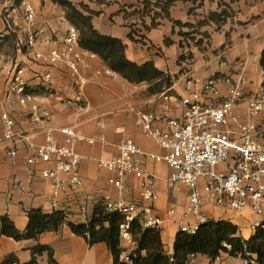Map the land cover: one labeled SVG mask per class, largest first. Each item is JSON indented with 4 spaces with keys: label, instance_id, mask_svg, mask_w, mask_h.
<instances>
[{
    "label": "crops",
    "instance_id": "0c3cea01",
    "mask_svg": "<svg viewBox=\"0 0 264 264\" xmlns=\"http://www.w3.org/2000/svg\"><path fill=\"white\" fill-rule=\"evenodd\" d=\"M30 2L37 10L38 28L44 37L62 39L69 25L65 11L53 0H0V32L6 29L1 19L4 7L9 2ZM84 15L91 17L94 29L101 35L121 40L125 45L126 58L137 64L152 63L171 80V85L160 79L150 83L134 84L123 77L114 78L104 72L107 64L97 56L85 57L81 71L87 80L84 88L85 107L77 109L66 106L57 99H50L46 106L56 128L73 127L77 133L96 139L93 145L81 144L77 152L83 156L79 174L83 185L75 189L69 199L70 221L79 217L78 202L86 199L91 211L102 205L104 196L114 200L146 204L138 183L133 178L124 181L120 191L109 184L113 173L100 167L101 161L118 156V144L131 139L146 153L163 156L166 151L153 139L145 137L136 124V110L161 116L153 127L166 130V121L181 119V97L187 95L186 81L193 78L197 89L211 77L218 80L219 101L230 98L231 85L240 77L246 79L244 96H255L264 87V69L261 66L264 52V0H179L167 7V0H67ZM156 26H153V24ZM23 35L9 33L0 45L6 58L17 56V42ZM47 51L44 47H38ZM22 59V58H21ZM26 62V78L43 68L30 59ZM68 69L59 65L54 69L55 83L67 87ZM8 71L0 72V87L6 81ZM70 91L67 89V92ZM235 113L244 122L254 123L259 131L256 140L264 143V115L248 117L241 103ZM13 117L24 129L29 128L27 117L21 111ZM4 133L0 120V138ZM33 145L44 142L43 135L32 130L27 132ZM59 143L62 136L56 134ZM9 143H0V216H8L16 228L24 232L29 224L31 210H48L50 183L37 175L29 180L25 171V158L32 154L31 148H19L16 162L7 155ZM144 165L157 181L160 194L155 203V212L163 224L160 228L166 253L174 254V244L182 226L193 223L186 216L189 190L184 185H170L171 173L165 163L144 158ZM39 167H42L40 165ZM24 183L22 191L13 189L14 179ZM203 213L209 221H229L238 227V234L250 240L255 232L251 224L257 217L249 208L240 213L204 206ZM75 223V222H74ZM45 246L53 251V260L58 264H114V257L105 243L93 246L83 237L73 234L68 226L57 232H47L37 239L16 241L0 237V264L13 256L15 264H27L34 258V250ZM125 255L137 249L129 233L121 237ZM145 255V254H144ZM121 256V261L130 264ZM51 256L44 252L37 256V264H52ZM189 264H243L240 258L222 254L219 259L196 256Z\"/></svg>",
    "mask_w": 264,
    "mask_h": 264
},
{
    "label": "built area",
    "instance_id": "2783aa9c",
    "mask_svg": "<svg viewBox=\"0 0 264 264\" xmlns=\"http://www.w3.org/2000/svg\"><path fill=\"white\" fill-rule=\"evenodd\" d=\"M37 16V10L28 1L19 5L9 2L1 14L6 29L0 32V45L9 33L23 35V40L17 42L16 57L6 58L0 47V72L8 71L6 81L0 87V120L4 129L0 143H9L7 155L13 162L18 158L19 148L33 150L25 158L28 179L39 175L48 181V210L51 214L60 213L70 218L68 201L73 198L75 189L83 185L79 174L83 156L76 149L81 144L93 145L96 139L77 133L73 127H54L46 104L50 99H57L66 106L83 109L87 80L81 67L85 57L94 59L97 55L82 46L81 33L73 25L68 26L62 39L44 37L38 28ZM41 46L47 51L40 50L38 47ZM21 58H28L43 69L32 72L33 77L28 79L26 62ZM61 64L68 69V84L63 88L54 79V69ZM104 72L119 77L109 68ZM225 82L231 85L230 98L219 101L215 77L208 79L200 89L196 88L197 82L193 78H188L187 95L179 100L183 117L166 121L165 131L153 127L155 122L162 120L161 116L135 111L137 126L146 138L153 139L166 151L163 156L146 153L133 140L123 139L117 146L118 156L99 163L101 168L113 173L108 182L120 191L125 189V179H135L146 202L139 205L114 200L111 195L104 196L102 205L106 212L117 213L123 218L122 235L128 233L133 221H138L143 228L157 230L163 224L155 212V203L160 197L157 181L145 167V157L170 168L168 184L184 185L189 190L186 216L193 223L182 226V232L195 235L209 221L203 213L204 206L237 213L249 208L257 217L251 224L252 231L264 232V143L256 140L257 126L242 121L235 113L241 103L248 117L264 115V87L259 94L245 97V78L240 77L234 84L231 79ZM18 111L26 115L28 129L13 117ZM29 130L41 133L43 144L33 145L27 133ZM58 133L62 143L56 139ZM23 188L24 183L15 178L13 189L22 191ZM77 210L79 217L74 219L75 224L88 225L94 214L90 203L86 199L80 200ZM122 255L131 263L130 254L123 252ZM194 258L192 256L190 262ZM237 258L243 264H258L255 256Z\"/></svg>",
    "mask_w": 264,
    "mask_h": 264
},
{
    "label": "trees",
    "instance_id": "16d2710c",
    "mask_svg": "<svg viewBox=\"0 0 264 264\" xmlns=\"http://www.w3.org/2000/svg\"><path fill=\"white\" fill-rule=\"evenodd\" d=\"M179 0H167V7ZM66 13L69 23L79 29L82 46L99 56L113 72L130 83L141 84L161 80L167 86L171 80L159 72L152 63L137 65L126 58L124 43L112 37L99 34L93 27L91 17L84 15L67 0H53ZM153 26H156L154 23ZM261 66L264 69V52ZM29 224L24 232L19 231L8 216H0V237L5 236L16 241L37 239L44 233L57 232L68 226L73 234L83 237L93 246L105 243L114 257V264H125L121 261L122 221L117 213H107L103 205H98L88 225L75 224L70 218L60 213L44 214L41 210L28 213ZM128 233L137 244V249L129 255L130 264H189L190 258L207 256L213 260L221 254L231 257L246 258L255 256L258 264H264V232L258 231L248 241L238 234V227L229 221L210 220L203 224L195 235L180 231L175 239L174 254L169 256L164 248L161 231L143 228L138 221H133ZM48 252L51 263L52 249L40 246L34 250V258L27 264H37V256ZM145 254V255H144ZM13 256L6 258L2 264H15Z\"/></svg>",
    "mask_w": 264,
    "mask_h": 264
},
{
    "label": "rangeland",
    "instance_id": "374dc122",
    "mask_svg": "<svg viewBox=\"0 0 264 264\" xmlns=\"http://www.w3.org/2000/svg\"><path fill=\"white\" fill-rule=\"evenodd\" d=\"M69 22V21H68Z\"/></svg>",
    "mask_w": 264,
    "mask_h": 264
}]
</instances>
